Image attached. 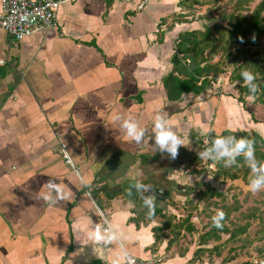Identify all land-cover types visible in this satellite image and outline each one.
Listing matches in <instances>:
<instances>
[{
    "label": "crops",
    "instance_id": "obj_1",
    "mask_svg": "<svg viewBox=\"0 0 264 264\" xmlns=\"http://www.w3.org/2000/svg\"><path fill=\"white\" fill-rule=\"evenodd\" d=\"M142 1L65 2L54 28L16 44L0 30V60L7 59L0 65V264H122V247L153 264H261L255 250L260 243L236 249L241 237L229 239V233L206 242L211 217H202L206 208L197 194L216 192L215 204L239 193L255 196L242 180L222 183L214 170L199 168L211 162L198 153L208 134L264 140V101L240 98L227 75L169 100L165 82L182 70L172 65L175 40L202 30L205 22L176 21L180 0H145L138 9ZM160 110L188 143L174 159L152 151V121ZM116 114L145 128L142 143L124 133ZM58 143L75 170L64 164ZM188 165V174L179 171ZM49 179L67 193L55 205L41 198ZM137 181L152 187L136 189ZM149 194L156 199L151 217L142 204ZM93 200L120 234L107 245L89 238L90 228L103 229ZM247 203L253 205L252 199ZM247 203H230L234 227L255 226L253 215L243 225L237 221ZM193 207L200 217L188 211Z\"/></svg>",
    "mask_w": 264,
    "mask_h": 264
},
{
    "label": "trees",
    "instance_id": "obj_2",
    "mask_svg": "<svg viewBox=\"0 0 264 264\" xmlns=\"http://www.w3.org/2000/svg\"><path fill=\"white\" fill-rule=\"evenodd\" d=\"M216 0H180L178 5L181 6V12L173 15L176 21H181L195 7L208 5ZM242 2L234 4L233 11L223 17L225 25L218 22L204 26L202 30H192L189 32L180 33L175 42L176 51L172 56V65L178 68L182 66V70L175 71L170 74L165 82L169 100H178L182 94L198 93L210 82L214 81L218 76L227 75L229 81L236 83L239 97H248V89L244 85L240 73L244 69L252 71L256 76V84L258 86L255 101H262L264 98V48H259V39L264 36V0H261L252 10L247 12L243 9ZM183 11V12H182ZM188 21V20H187ZM254 49V50H251ZM261 49V50H260ZM219 59L213 62L218 56ZM191 65L194 68L191 69ZM232 67L231 70L228 68ZM219 135L233 136L236 138L247 137L253 141L255 149L254 156L257 163H264V140L258 135L247 133L232 134L223 132ZM219 135H207L208 146H211V140ZM213 177L225 181L242 180L248 184L251 177V171L248 163L243 159L242 155L236 158V163L228 167L223 166V161L214 163ZM264 195V189L262 191ZM216 192L205 190L198 195L200 201L206 202V198L213 199ZM108 198H111L109 196ZM259 204L262 201L259 200ZM224 219L221 222V228H215L210 225V228L205 239L217 240L221 234L229 233V239H239L246 237L250 226L246 223L243 226H236L235 229L229 230L225 222L232 211L231 208L223 209ZM251 217V215L245 216ZM258 228L253 234V237L245 240L244 244L261 243L264 241V223L263 218H257ZM182 227V226H178ZM245 235V236H243ZM228 239V240H229ZM256 248V255L261 264H264V242Z\"/></svg>",
    "mask_w": 264,
    "mask_h": 264
},
{
    "label": "clouds",
    "instance_id": "obj_3",
    "mask_svg": "<svg viewBox=\"0 0 264 264\" xmlns=\"http://www.w3.org/2000/svg\"><path fill=\"white\" fill-rule=\"evenodd\" d=\"M240 76L242 77L244 85L248 89V99L250 101L255 99V94L258 89L255 82L257 76L248 69L242 70ZM113 120L119 122L120 127L124 130V133L132 141L137 144L142 143L145 128L142 127L137 120L131 116L122 118L119 114L114 115ZM152 125V132L154 133V136H152L154 141L153 146H151L152 151L155 152L164 150L170 158L174 159L178 154V148L180 146H187V141L174 131L173 127L169 124L167 114L161 115V110L157 111L155 114ZM205 143L207 144L208 142L206 141ZM254 152L255 149L253 147V141L247 137L236 138L231 135L227 137L219 135L214 137L211 140V146L200 151L198 156L200 160L205 162L212 161L214 163H218L223 161V166L228 167L235 164L236 158L242 155L243 159L248 163L252 174L247 187L249 190L256 192L264 189V163H257ZM65 156H68V151H65ZM75 174L77 179H79L81 186L90 189V182L81 177L79 172H76ZM44 185L47 191L41 198L47 201L50 205H55L57 200H64L67 198V193L64 191V188L60 183L49 179ZM134 187L136 189L147 190L152 186L137 181L134 184ZM53 192L55 193V197L52 195ZM87 195L91 196V192L89 191ZM155 200L156 199L153 194H149L147 198L142 200V204L148 206V217H151L154 214ZM92 203H95V201L93 200ZM224 215L225 214L222 209H217L215 214L211 217L212 226L215 228H221V222L224 219ZM119 236L120 234L117 230L109 231L108 229H102L99 225L90 228L89 231V238L94 240L98 245H107L114 239H119ZM119 255L123 259V264H135L134 258L129 256L123 247L121 248Z\"/></svg>",
    "mask_w": 264,
    "mask_h": 264
},
{
    "label": "built area",
    "instance_id": "obj_4",
    "mask_svg": "<svg viewBox=\"0 0 264 264\" xmlns=\"http://www.w3.org/2000/svg\"><path fill=\"white\" fill-rule=\"evenodd\" d=\"M70 1L72 0H0V30L6 33L10 44H16V42L23 40L25 37L30 36L36 31L54 28L57 22V8L63 3ZM145 4L146 1L143 0L138 5V9H141ZM201 16L202 14L190 12L187 14L185 19L188 21H196ZM6 63L7 59L0 60V65H4ZM214 81L219 84L222 80L221 77H217ZM206 141L208 142V137H202L201 144L204 148H207L208 146V143H205ZM58 146L62 154L64 164L75 170L69 156H65V145L58 143ZM203 169L214 170V166L211 163H206L203 165ZM179 171L183 174H188L191 171V168L187 169L184 166H180ZM88 192L89 190H86V193ZM94 206L98 213V217L101 220L103 229L112 231L106 215L99 210L95 203ZM134 260L135 264H153V262L149 260H139L136 258H134Z\"/></svg>",
    "mask_w": 264,
    "mask_h": 264
},
{
    "label": "rangeland",
    "instance_id": "obj_5",
    "mask_svg": "<svg viewBox=\"0 0 264 264\" xmlns=\"http://www.w3.org/2000/svg\"><path fill=\"white\" fill-rule=\"evenodd\" d=\"M260 1L261 0H216V2L213 1L212 3H209L208 5L197 6L190 12L195 13V14H202V16L198 20H204L205 26L211 25V24L216 23V22H218L219 24L224 26L225 22H223V17L228 16L233 11L234 4L236 2H242L243 3V5H242L243 9L247 10V12H249ZM259 43L261 44L259 48H261V49L264 48V36L259 39ZM251 50H254V49H251ZM218 59H219V54L214 59L213 62H216ZM228 69L231 70L232 67H230ZM221 76L224 77V75H222V74L218 77H221ZM262 101H264V98ZM188 166L192 169V166H190V165H188ZM199 166H198L199 168L203 167V166H201V164H199ZM205 171H207V170H205ZM246 185H248V184H246ZM262 191H263V189L254 192L255 196H253L252 192H246L245 194L239 193V194H237V198L235 197V200H232V198L234 199V197H232V198H230V196H227L226 198L223 197V198H220L218 200V202L216 203L218 205H216L212 199L209 200L208 198H206L207 199L206 202L200 201L198 199L199 203L200 202L204 203V207L206 208V209H203L202 217H205L208 219L215 214L217 209L231 208L232 206L230 205V203H232V202L235 203V201H237V202H243V204H244V203H247L250 199H252L253 205H251V204L249 205V203H247L248 204L247 209L246 210L243 209V212L240 213V216L253 215L257 218H260V217L263 218L264 217V195L262 194ZM199 194H200V192L197 195H199ZM238 195H239V197L243 196L241 200L238 199ZM255 199L261 200L263 204H259L256 202L254 203ZM188 211H191V212L197 211L198 217H200L198 208H196V207H193V209L189 208ZM206 212H208V214H210V215L206 214ZM190 215H191V213L184 215V216H190ZM255 217L253 219V220H255V223H254L255 226L249 225L250 228L248 229L249 231H247V237H245V239L239 240V242L236 245L237 246L236 249H238V247L241 248L242 246L244 247V246L248 245V244H244L245 240H247V239L251 240V238L253 237V234L256 232L257 228L259 227L258 226V220L256 221ZM238 220H239V224L243 225L244 223L250 221L251 217H242V218L237 219V221ZM195 221L196 220H194V222ZM228 222H229L228 223L229 225L227 224L228 229L229 230L234 229L235 223L230 219V214L228 216ZM260 225H264V223L260 222ZM262 242H264V241H262ZM262 242L260 244H257L255 247L258 248L259 246H261V244H263ZM251 245H255V244H251ZM227 247H229L228 244H227ZM255 247H253V250ZM251 248H252V246L249 249H251Z\"/></svg>",
    "mask_w": 264,
    "mask_h": 264
},
{
    "label": "water",
    "instance_id": "obj_6",
    "mask_svg": "<svg viewBox=\"0 0 264 264\" xmlns=\"http://www.w3.org/2000/svg\"><path fill=\"white\" fill-rule=\"evenodd\" d=\"M194 68V65H191V69ZM155 193L158 195V194H161V193H164L163 190H155Z\"/></svg>",
    "mask_w": 264,
    "mask_h": 264
}]
</instances>
